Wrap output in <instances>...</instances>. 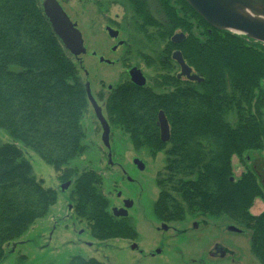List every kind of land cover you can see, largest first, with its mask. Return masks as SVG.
<instances>
[{
	"label": "trees",
	"instance_id": "16d2710c",
	"mask_svg": "<svg viewBox=\"0 0 264 264\" xmlns=\"http://www.w3.org/2000/svg\"><path fill=\"white\" fill-rule=\"evenodd\" d=\"M125 1L133 29L145 44L160 47L137 53L154 68L150 84L123 79L104 104L109 122L135 147L166 155L154 214L162 222L226 215L251 231L250 250L264 264V209L250 212L264 191L253 171L235 176L232 163L237 157L244 164L248 150L262 149L264 156V43L212 27L186 0ZM175 50L201 81L177 77ZM81 67L53 31L42 0H0V128L70 181L74 212L93 237L132 238L130 219L109 208L101 174L69 166L86 150L81 120L89 101ZM160 110L169 124L166 142ZM55 201L56 191L33 175L22 149L0 142V260L5 243ZM71 263L97 261L74 256Z\"/></svg>",
	"mask_w": 264,
	"mask_h": 264
},
{
	"label": "rangeland",
	"instance_id": "374dc122",
	"mask_svg": "<svg viewBox=\"0 0 264 264\" xmlns=\"http://www.w3.org/2000/svg\"><path fill=\"white\" fill-rule=\"evenodd\" d=\"M57 1L82 34L86 52L78 57L81 74L107 117L104 99L108 85L114 86L128 78L127 70L133 65L140 68L150 84L154 68L146 66L137 53L141 49L146 52L158 49L160 43L143 42L129 23L131 10L125 0ZM107 25L118 30L117 38L108 35ZM118 39L124 44L111 50ZM98 56L113 63H101ZM81 121L86 133L83 141L86 150L69 166H76L79 172L91 168L101 174L109 208L121 206L125 199L132 201L128 218L136 236L93 237L87 222L74 212L71 187L61 190L60 184L65 181L59 179V173L0 128V142H14L21 148L31 163L33 175L41 179L45 187L56 191V201L46 215L35 220L18 238L5 243L0 264H72L74 256L94 258L97 264H261L250 250L251 231L226 215H188L181 221H160L154 214L153 204L159 192L156 179L166 162L164 151L152 154L145 147H135L128 134L111 123L106 147L101 141V125L90 103ZM108 153L111 158H107ZM133 157L139 158L143 169L132 163ZM244 157V164L239 163L237 157L232 158L234 175L250 169L264 191L263 150H248ZM263 209L264 201L257 198L250 212L258 214ZM162 224L166 229H162Z\"/></svg>",
	"mask_w": 264,
	"mask_h": 264
},
{
	"label": "water",
	"instance_id": "95a60500",
	"mask_svg": "<svg viewBox=\"0 0 264 264\" xmlns=\"http://www.w3.org/2000/svg\"><path fill=\"white\" fill-rule=\"evenodd\" d=\"M189 5L212 27L227 30L237 34H244L249 38L264 43V0H186ZM42 7L45 15L48 17L53 31L61 40L64 47L70 54L78 59L79 55L86 52L83 38L80 30L75 22L71 21L62 6L57 0H42ZM106 31L111 38L118 36V30L107 26ZM183 34L179 33L172 37L180 38ZM118 44H122L119 41ZM172 58L179 65L180 71L177 76H184L189 80L201 81L197 74L192 72L190 66L186 64L179 50L172 52ZM103 60V57H100ZM109 61V60H107ZM80 63V60L78 59ZM130 80L138 86H143L146 82L142 71L133 66L128 71ZM264 87V84H263ZM85 89L88 101L101 125V141L107 147L109 146V124L102 114L101 107L96 103L90 90L89 82H85ZM157 124L159 126L160 139L163 142L169 140V124L162 110L158 112ZM134 163L138 168H143L142 162L134 159ZM70 181L67 180L60 184V189L68 188ZM130 200H124V207H112L111 212L115 216H126V208L131 206ZM162 228L166 229V225L162 224ZM234 231H239L235 227H230ZM136 245L133 244L134 248Z\"/></svg>",
	"mask_w": 264,
	"mask_h": 264
},
{
	"label": "flooded vegetation",
	"instance_id": "af4514ba",
	"mask_svg": "<svg viewBox=\"0 0 264 264\" xmlns=\"http://www.w3.org/2000/svg\"><path fill=\"white\" fill-rule=\"evenodd\" d=\"M107 26H109V25H107ZM107 26H105V29H106V27ZM109 27H111V26H109ZM113 28V27H112ZM117 30V29H116ZM118 35H119V32H118ZM118 37V36H117ZM116 37V38H117ZM119 41H122V44H124V41L123 40H121V39H118L117 40V44H115V45H113L112 46V48H111V50H115L116 49V47H117V45H122V44H118V42ZM92 55H95V53L94 52H92ZM100 57H103V56H98V60H99V62H101V63H109V64H111V63H113V61H111V60H109V59H107V58H104L103 57V60H100ZM107 60H109V61H107ZM178 65V64H177ZM133 66H135V65H133ZM133 66H130L129 68H128V70H127V74H128V71H129V69L131 68V67H133ZM137 67V66H136ZM178 67H179V65H178ZM139 68V67H138ZM140 69V68H139ZM180 71V69L178 68V71H177V74H178V72ZM176 74V75H177ZM178 77V76H177ZM128 78H129V80H130V77H129V74H128ZM181 78H185V79H188V78H186V77H184V76H181ZM131 81V80H130ZM132 82V81H131ZM146 83V82H145ZM111 85H108V87H107V91L108 90H110L111 89ZM105 97H107V94L105 95ZM106 99V98H105ZM104 99V100H105ZM104 103H105V101H104ZM105 105V104H104ZM93 109V108H92ZM102 111V110H101ZM105 119H106V121L108 122V124L110 123L109 122V120H108V118L107 117H105ZM110 125V124H109ZM108 147V146H107ZM111 158V154L110 153H108V156H107V158ZM135 158H138V157H133L132 158V163H134V159ZM139 159V158H138ZM110 164H111V162H109ZM135 164V163H134ZM135 166H137L136 164H135ZM143 168H144V166H143ZM143 168H141V169H143ZM140 169V168H139ZM118 194L120 195V193L118 192ZM126 200V199H125ZM124 201V200H123ZM131 201V200H130ZM132 202V201H131ZM131 206H132V203H131ZM131 206L130 207H128V208H126V210H127V215L125 216V217H128V210H129V208H131ZM119 207H124V202H123V204L121 205V206H119ZM118 207V208H119ZM111 209V208H110ZM163 229V228H162Z\"/></svg>",
	"mask_w": 264,
	"mask_h": 264
}]
</instances>
